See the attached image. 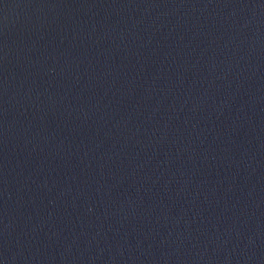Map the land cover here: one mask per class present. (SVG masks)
Here are the masks:
<instances>
[{
    "label": "water",
    "instance_id": "obj_1",
    "mask_svg": "<svg viewBox=\"0 0 264 264\" xmlns=\"http://www.w3.org/2000/svg\"><path fill=\"white\" fill-rule=\"evenodd\" d=\"M0 264H264V0H0Z\"/></svg>",
    "mask_w": 264,
    "mask_h": 264
}]
</instances>
